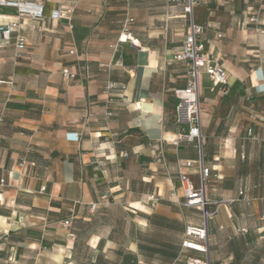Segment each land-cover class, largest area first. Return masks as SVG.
I'll use <instances>...</instances> for the list:
<instances>
[{
  "label": "crops",
  "instance_id": "0c3cea01",
  "mask_svg": "<svg viewBox=\"0 0 264 264\" xmlns=\"http://www.w3.org/2000/svg\"><path fill=\"white\" fill-rule=\"evenodd\" d=\"M41 1V19L19 18L13 7L0 9V25H19L9 41L0 37V179L5 180L0 188V264H151L147 249L152 244L146 240L156 227L151 212L165 217L159 229L177 214L161 201L166 181L162 155L173 158L177 173L181 168L195 186L202 183L200 164H183L202 156L211 170L207 196L236 198L219 207L220 215L237 218V208L241 215L260 213L264 0H203L194 8V19L204 28L200 41L229 75L226 91L208 73L199 75L201 153L195 142L172 143L188 126L178 118L173 95L189 76V63L174 59L189 31L181 4ZM59 5L74 6L70 20L51 17ZM125 28L133 41L118 40ZM19 32L27 39L21 52L15 46ZM118 60L127 71L101 67ZM64 67L73 76H64ZM111 78L126 86L109 101L105 89ZM137 167L146 172L137 176ZM232 177L237 186L226 188ZM138 184L142 196L132 197L139 194ZM152 185H158V193L146 190ZM156 193L159 200L147 211L146 200ZM183 198L172 200L191 208ZM120 206L122 217L113 216L111 208ZM71 208L76 217L65 226ZM121 223H127L124 230ZM184 238L185 230L182 250L200 254L184 248ZM215 249L209 245L211 264ZM241 257L231 250L225 259L236 264Z\"/></svg>",
  "mask_w": 264,
  "mask_h": 264
},
{
  "label": "built area",
  "instance_id": "2783aa9c",
  "mask_svg": "<svg viewBox=\"0 0 264 264\" xmlns=\"http://www.w3.org/2000/svg\"><path fill=\"white\" fill-rule=\"evenodd\" d=\"M171 3L181 4L186 17L189 21V31L183 41L182 47L175 53L174 59L177 61H187L189 63L188 81L185 87H178L173 90V95L178 100L177 115L179 120H186L187 128L177 135L173 140L175 146L182 142H195L199 146L200 153L202 149V128H201V101L199 94V75L206 72L210 75L214 85H222L224 91L228 83V71L219 61L210 57L205 50L204 44L200 41V35L204 28L194 19V8L203 0H168ZM2 7H13L17 11L19 18L31 17L41 19L45 13V6L41 0H0V9ZM74 6L59 5L51 12L53 19H71L74 14ZM17 22L0 25V37L4 41L11 39L12 31L18 27ZM119 41H133L131 33L125 28L119 35ZM26 36L19 32L16 37V49L23 51L26 48ZM103 69L108 71L116 68L127 71L122 61H115L101 64ZM62 73L66 77L73 76L69 68L64 67ZM126 83L115 79H109L106 84V93L109 101L112 95L120 94L125 89ZM110 113V112H109ZM198 162L201 167L202 183L195 186L189 175L181 168L178 170V180L184 193V205L194 208L201 212L202 223H188L185 228V238L183 246L192 250L196 255L188 257L186 264H211L208 258L209 253V235L208 221L216 216L221 205H230L236 201V198L211 199L207 196L205 180L210 175V168L205 166L203 158L187 160L183 165L192 166ZM5 184L4 179H0V188ZM239 195L245 193L244 188L239 189ZM97 203H92L91 208L95 209ZM76 217L74 209H70V215L63 220L65 226H70Z\"/></svg>",
  "mask_w": 264,
  "mask_h": 264
},
{
  "label": "rangeland",
  "instance_id": "374dc122",
  "mask_svg": "<svg viewBox=\"0 0 264 264\" xmlns=\"http://www.w3.org/2000/svg\"><path fill=\"white\" fill-rule=\"evenodd\" d=\"M169 150L173 147H168ZM159 152V151H158ZM157 156V155H155ZM154 159H159L160 155ZM162 162L165 165L162 168V177L166 178V181L162 183V204L167 206L168 209L177 211V214L172 217H167V228L159 229V224H162L164 216L159 214L154 215L152 213V223L156 225L155 229L151 232L149 237H146L152 246L147 249L148 258L151 260V264H186L189 254L187 251L182 250L180 242L182 239V231L188 221L202 223V218L199 215L194 214V209L180 208L179 202H173L174 200L182 201L183 190L178 185L176 178H178L177 173V162L170 156L168 159L163 157ZM179 164V163H178ZM159 169V168H158ZM146 172L145 170L139 169L137 167V176L141 173ZM160 174V171H158ZM226 188H233L236 185L235 179L229 178L226 180L224 185ZM140 189L139 194H133L132 197L142 196L141 192L143 185H137ZM150 187V188H149ZM146 190H152L158 193V185L147 186ZM152 196L151 199H147V207H144L147 211H152L155 200H159L158 194ZM127 198L125 197V200ZM184 199V198H183ZM176 203V204H175ZM150 207V208H148ZM111 214L113 216L122 217L123 211L121 206L119 208L113 207ZM196 212V211H195ZM240 209H235L237 218H231L233 221L229 220L228 217L220 215L218 213L213 219L210 220V232H209V245L211 251L213 252V258H215L213 264H229L227 263L225 257L231 250H236L238 256H242L238 259L236 264H264V203L263 208L260 213L254 212V210L247 211L243 215L240 214ZM140 216H145L141 213ZM127 223H121V230L125 229ZM123 226V227H122ZM87 228V227H86ZM85 228V230H87ZM123 235V233H121ZM86 235L83 234V238ZM231 241V243L227 242ZM88 250L84 248L82 250L83 254H86Z\"/></svg>",
  "mask_w": 264,
  "mask_h": 264
},
{
  "label": "trees",
  "instance_id": "16d2710c",
  "mask_svg": "<svg viewBox=\"0 0 264 264\" xmlns=\"http://www.w3.org/2000/svg\"><path fill=\"white\" fill-rule=\"evenodd\" d=\"M74 219H75V218H74ZM74 219H73V220H74ZM162 222H163V221H162ZM72 223H73V222H72ZM71 225H72V224H71ZM185 228H186V227H185ZM184 230H185V229H184Z\"/></svg>",
  "mask_w": 264,
  "mask_h": 264
}]
</instances>
